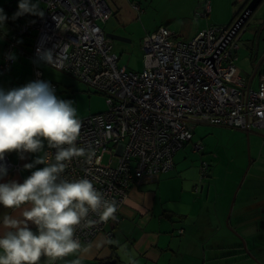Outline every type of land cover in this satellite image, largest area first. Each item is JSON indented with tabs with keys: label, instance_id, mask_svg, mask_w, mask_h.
Returning <instances> with one entry per match:
<instances>
[{
	"label": "built area",
	"instance_id": "obj_1",
	"mask_svg": "<svg viewBox=\"0 0 264 264\" xmlns=\"http://www.w3.org/2000/svg\"><path fill=\"white\" fill-rule=\"evenodd\" d=\"M40 1L45 3L41 15L11 33L0 73L10 71L16 49L34 62L39 60L37 48L52 50V66L107 96L105 111L79 118L76 146L85 154L67 162L61 174L68 180L89 179L117 205L114 219L78 227L75 235L82 246L108 223L120 221V209L133 184L144 176L174 169L176 152L193 140L198 123L247 131L264 127V73L259 87L254 88L234 63L242 28L237 19L202 29L189 40L177 39L166 26L147 33L142 42L145 67L134 72L119 65L114 40L102 26L113 15L107 0ZM210 10L206 0L202 14ZM29 36L33 38L31 51L24 48V38ZM35 76L49 82L55 95L64 100L58 84L45 79L42 69L36 68ZM194 148L202 150L204 146L196 141ZM54 152L46 148L49 161ZM105 155H109L108 162H104ZM0 163L7 172L20 166L10 159V153ZM88 219L98 217L90 213Z\"/></svg>",
	"mask_w": 264,
	"mask_h": 264
},
{
	"label": "rangeland",
	"instance_id": "obj_2",
	"mask_svg": "<svg viewBox=\"0 0 264 264\" xmlns=\"http://www.w3.org/2000/svg\"><path fill=\"white\" fill-rule=\"evenodd\" d=\"M107 1L110 6L121 4L122 7H116L112 19L102 23V26L106 32H114L129 39L128 41L114 40V50L119 56V65L126 66L129 71L134 72H141L145 67L142 42L147 33L166 26L176 34L177 39L189 40L197 35L201 30L200 27H207L208 19L212 22L216 20L213 16L201 18L197 14L190 13L187 6L182 5L181 2L171 0H131L139 4L142 11H138L128 0ZM32 3L38 5L40 12L45 6V3L40 0H32ZM18 4L19 0H16L14 6L18 7ZM0 9L6 16L4 23H0V32L4 33L11 28L7 17L13 19L16 17L13 12L5 11L3 6ZM21 18L24 17L21 16ZM233 19L226 22L229 24ZM26 39L30 38L26 37ZM238 41L240 48L233 55L234 63L243 76L250 80L257 63L264 57V4L244 24ZM0 45L3 51L1 40ZM25 48L31 51V47ZM14 57L17 61L13 69L0 75L6 79V90L36 81L35 66H37L43 70L45 79L59 84L60 95L65 100L73 101L78 118L103 112L108 108L107 96L89 87L82 80L40 60L35 65L33 59L18 52L14 53ZM261 73H264V60L253 78L254 88L260 85ZM196 141L202 142L204 146L202 150L194 148ZM174 158L177 168L174 176L170 178L169 188L163 193L165 198L169 199L167 209L191 213L189 219H177V225L187 229V233L200 230L207 236L215 233L213 224L220 225L214 238L205 237L207 239L205 244L209 250L212 246L239 244L243 238L247 242L256 239L254 226L250 225L253 214L249 213L236 219L234 208L238 210L244 203L249 202L251 206H261L253 201H261L264 197V127L255 126L251 131H247L240 127L198 123L194 139L186 141ZM108 160L109 155H105L104 162ZM116 161L117 158H115ZM203 186L206 188L205 192L202 190ZM210 186L212 189L208 193ZM196 187H198L197 191ZM195 195L198 196L197 205H194L192 200ZM197 214L200 215V219L196 217ZM219 217H221V223H219ZM242 221H246L248 225L243 227L240 225ZM195 222L199 223L198 230L191 226ZM201 224H204L203 228ZM232 224L240 225L238 230L242 233V237L233 234ZM182 235L183 233L178 234L177 240L183 239ZM211 252H208V255H212ZM220 253L215 251L214 255L217 254L218 258L208 261L207 264H225L226 257H220ZM234 258L235 256L232 260ZM252 260L248 263H243L242 260L233 261V264H257ZM262 260L264 263V258ZM213 261L216 262L213 263Z\"/></svg>",
	"mask_w": 264,
	"mask_h": 264
},
{
	"label": "clouds",
	"instance_id": "obj_3",
	"mask_svg": "<svg viewBox=\"0 0 264 264\" xmlns=\"http://www.w3.org/2000/svg\"><path fill=\"white\" fill-rule=\"evenodd\" d=\"M23 14L41 15L32 0H19L17 15ZM5 20L0 9V23ZM37 57L47 65L55 63L52 50L37 48ZM80 131L73 101L59 99L49 82L36 80L18 88H0V161L6 153L16 152L24 159L25 153H40L45 146L55 150L51 161L39 155L25 164L27 170L44 167L32 171L22 183H0V206L21 212L20 218L6 214L0 221L6 229L0 235V264H40L42 257L55 264L70 254L86 255L90 248L82 247L76 238L78 227L115 218V201L106 199L89 179L62 178L67 162L85 154L76 146ZM6 175L7 168L0 163V179ZM90 213L98 219H88ZM120 250L127 264H136L126 244ZM83 255L71 264H82Z\"/></svg>",
	"mask_w": 264,
	"mask_h": 264
},
{
	"label": "crops",
	"instance_id": "obj_4",
	"mask_svg": "<svg viewBox=\"0 0 264 264\" xmlns=\"http://www.w3.org/2000/svg\"><path fill=\"white\" fill-rule=\"evenodd\" d=\"M15 1L16 0H0V8L6 5L14 6ZM171 1L181 2L182 5L187 6L190 13L197 14L201 18H209L210 16H213L216 20L212 22V20L209 21L208 19L207 22V27H210L213 25H223L224 22L226 24V21L232 19L233 16L244 9L243 7L248 0H209L211 10L208 14H202V12L206 11V0ZM128 2H131L138 11H142V7L139 4H136L131 0H128ZM262 3L264 4V0L260 3L259 7L263 5ZM239 4L241 5L239 6ZM116 7L120 8L122 5L116 4L111 6L113 15ZM5 11L8 10L5 9ZM14 14L16 17L15 19L7 17V20L11 23V28L4 33L0 32V40L3 42V51L2 46L0 45V65L3 62L4 52L7 45L6 43H8L11 33L28 19L36 17ZM21 16L24 18H21ZM112 17L110 19H112ZM205 28L200 27L201 30ZM189 34L192 35L191 33ZM29 37L31 44L26 45V38H24V48L31 47L32 49L31 45L33 43V38L31 36ZM15 52H18L17 49ZM16 61L15 58V63ZM34 63L36 65L37 61ZM36 68L37 66H35V69ZM12 69L13 66L10 71ZM1 74L2 73H0V75ZM1 76L0 88L6 90V79ZM45 150L46 148L40 153H25L24 159H21L16 152H11L10 159L14 163L20 164V166L17 170L12 169L8 171L7 175L4 176L3 179H0V183H7L10 181L22 183L24 179L31 175L32 171L44 167V165H36L34 169L27 170L24 168V165L33 162L39 155L45 156ZM176 165L174 169L170 171L154 176H144L138 180L132 186L129 197L120 209V221L118 223H108L104 231L99 232L90 242H85L83 244L82 247L90 248V251L86 255L81 253L70 254L57 260L55 264H71L72 260L79 258L81 255H83L82 264H111L108 262L112 259L116 260V257L120 259V264H127V258L124 257L120 250V246L124 244L127 245L129 252L134 254L136 264H207L208 261L218 258V256H216L217 254L214 255L215 251L221 252L220 257H226L224 259L225 264H233V261L238 262L239 260H242L243 263H248L250 260L246 257L247 255H243L245 251L238 250L236 248L237 244L212 246L210 247L211 250L207 248L205 244L207 239L205 237H208L209 239L214 238L213 236L217 229L220 228V225L213 224L212 227L216 231L215 233L209 234V236L205 233L202 234L200 230L199 232L188 231L187 233V229L183 226L177 225V219H189L191 213H183L170 208L167 209V201H169V199L165 198L163 193L164 190L169 188L170 178L174 176L177 168ZM197 189L198 187H196V191ZM211 189L212 187L210 186L208 193L211 192ZM202 190L205 192V186L202 187ZM192 200L194 205H197L198 196L195 195V198H192ZM253 202L262 205L264 203V197L261 201L255 200ZM232 211L233 210H231V213H233ZM234 211H236V219H239L241 216L249 213L255 215L260 211L262 212V208L261 206H251V202H249L244 203L238 210L234 208ZM6 214L16 218L21 217L20 210L4 209L3 206H0V221H2L3 216ZM196 217L199 219L201 218L199 214H197ZM220 218L221 217H219V223H221ZM240 225L245 227L248 223L242 221ZM240 225L235 226L232 224L233 234L235 233L238 236V234L241 233L238 230ZM191 226H193L195 230H198L199 223H192ZM233 226L235 227L233 228ZM203 227L204 224H201V228ZM33 230H35L34 227ZM4 231H6V229L0 225V235H2ZM110 231L112 232V236L108 235V232ZM181 233H183L182 236H184V238L177 240L178 234ZM109 241H112V243H109ZM246 243L248 242L246 241ZM182 244H186V246H182ZM113 247L116 248V250H114ZM210 251H212V255H208V252ZM233 256H235L234 260H232ZM215 262L216 261H213V263ZM40 264H49V262L46 257H42Z\"/></svg>",
	"mask_w": 264,
	"mask_h": 264
},
{
	"label": "flooded vegetation",
	"instance_id": "obj_5",
	"mask_svg": "<svg viewBox=\"0 0 264 264\" xmlns=\"http://www.w3.org/2000/svg\"><path fill=\"white\" fill-rule=\"evenodd\" d=\"M261 208L262 212L260 211L259 213L253 215L252 219L250 220V225L254 226V233L257 234V237L254 239L255 237H253V233L252 237L254 240H252V242H248L249 251L245 249L243 241L237 244L236 247L238 250H244L245 253H243V255L246 254V257L249 258V260L253 259L252 261L256 262L257 264H264L262 262V258H264V206L261 205ZM239 236L242 237V233H240Z\"/></svg>",
	"mask_w": 264,
	"mask_h": 264
},
{
	"label": "water",
	"instance_id": "obj_6",
	"mask_svg": "<svg viewBox=\"0 0 264 264\" xmlns=\"http://www.w3.org/2000/svg\"><path fill=\"white\" fill-rule=\"evenodd\" d=\"M263 0H250L247 4L244 5V9L242 10V13L239 15V17L236 20V23L240 24V27H243L244 24L248 21V19L252 16V13L256 10V8L260 5V3ZM4 9L16 13L18 12V7H15L13 5H6L4 6ZM25 16H39V15H33V14H23ZM106 35L110 38H112L113 40H122V41H128L129 39L121 36L120 34L114 33V32H106ZM264 60V57H262L259 62L257 63V66L254 70V73L252 74L250 80H249V84L252 83L253 78L255 77L256 73H257V69L260 65V63ZM232 210V209H231ZM240 235V234H239ZM243 244L245 246V249L247 251H249L246 240L243 238Z\"/></svg>",
	"mask_w": 264,
	"mask_h": 264
},
{
	"label": "trees",
	"instance_id": "obj_7",
	"mask_svg": "<svg viewBox=\"0 0 264 264\" xmlns=\"http://www.w3.org/2000/svg\"><path fill=\"white\" fill-rule=\"evenodd\" d=\"M249 1H250V0H248L247 3H248ZM247 3H246V4H247ZM258 8H259V6L256 8V10H257ZM256 10L252 13V15L256 12ZM241 13H242V11L238 12L235 16H233L234 19L232 18L233 20H232L229 24H231L233 21H235V20L239 17V15H240ZM225 25H228V23H226ZM241 30H242V28H241ZM241 30H240V31H241ZM29 38H30V37H29ZM25 44H26V45H30V44H31V43H30V40H27V39H26V40H25ZM14 63H15V62H14ZM13 65H14V64H13ZM56 83H57V82H56ZM57 84H58V83H57ZM58 88H59V92H60L59 84H58ZM133 185H134V184H133ZM133 185H132V186H133ZM131 188H132V187H131ZM105 227H106V226H105ZM113 249L116 250V248H114V247H113ZM108 263H111V264H120V259H118V257H116V260L112 259V260H110Z\"/></svg>",
	"mask_w": 264,
	"mask_h": 264
}]
</instances>
